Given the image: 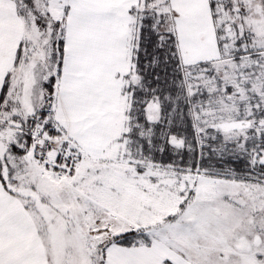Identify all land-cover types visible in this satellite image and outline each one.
Wrapping results in <instances>:
<instances>
[{
    "label": "snow or ice",
    "instance_id": "1",
    "mask_svg": "<svg viewBox=\"0 0 264 264\" xmlns=\"http://www.w3.org/2000/svg\"><path fill=\"white\" fill-rule=\"evenodd\" d=\"M0 264H264V0H0Z\"/></svg>",
    "mask_w": 264,
    "mask_h": 264
}]
</instances>
